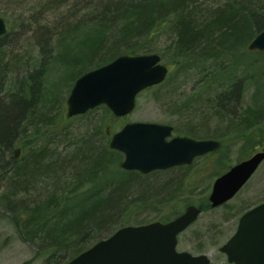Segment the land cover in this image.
<instances>
[{
  "label": "trees",
  "instance_id": "obj_1",
  "mask_svg": "<svg viewBox=\"0 0 264 264\" xmlns=\"http://www.w3.org/2000/svg\"><path fill=\"white\" fill-rule=\"evenodd\" d=\"M45 1L40 11L34 6L27 8L22 13L27 17L0 36V204L21 217L20 237L35 247L41 264H65L146 210L159 212L166 206L160 221L177 216L187 204L196 203L190 201V195L201 188V177L191 176L192 165L146 174L122 169V153L109 147L108 130L93 117L94 111L100 110L102 123L111 118L105 105L71 117L88 116L84 125L91 127L88 132L75 133L73 140L49 136L50 127L62 117L58 82L49 89L46 84L50 63L57 62L59 73H65L60 78L67 80L69 92L82 73L118 55L156 52L162 57L160 51H168L177 67L162 82L147 88L153 89L156 102L168 104L170 114L182 115V122L189 124L195 111L203 114L211 109L207 96L211 91L216 113L253 128V134L246 136L224 134L231 129L208 135L221 143L210 174L216 177L230 166L229 149L222 146L221 137L232 138V143L244 141L243 136L253 143L264 137V52L246 48L264 28V0ZM63 5L64 13H58L56 9ZM47 11L55 15L43 19ZM24 21L27 33L21 34L18 31ZM161 36L169 42L160 50L156 41ZM32 50L37 53L28 52ZM188 71L195 74L194 84L205 90L194 94L192 86L191 93L178 103L171 96L177 90L171 76L181 78ZM248 87L252 88V103L246 105L243 90ZM202 102L206 109L191 106ZM237 105L239 111L230 112L228 107ZM201 129L199 123L182 131L174 125L176 133L207 137L197 132ZM27 135L37 140L44 136L45 142L25 140ZM206 156L196 157L193 163ZM200 170H207L205 163ZM161 172L164 179L145 178ZM196 204L202 212L216 208L211 207L207 193ZM210 230L206 229L200 240L206 235L212 239ZM220 232L212 230L215 235Z\"/></svg>",
  "mask_w": 264,
  "mask_h": 264
},
{
  "label": "water",
  "instance_id": "obj_2",
  "mask_svg": "<svg viewBox=\"0 0 264 264\" xmlns=\"http://www.w3.org/2000/svg\"><path fill=\"white\" fill-rule=\"evenodd\" d=\"M6 31L7 23L0 16V36ZM247 49L264 52V28L248 42ZM167 72V65L157 53L118 55L76 78L65 100L66 115L82 114L101 104L115 116L127 115L135 106L137 93L163 81ZM172 129L171 125L156 122H126L111 134L108 144L123 154L121 168L144 174L190 164L195 157L219 145L214 139L171 136ZM262 160L264 150L217 176L208 196L211 206L232 198ZM199 213L200 208L190 204L166 222L123 225L65 264H212L204 253L194 255L176 249L178 233L194 222ZM220 251L233 264H264V201L239 217L235 231Z\"/></svg>",
  "mask_w": 264,
  "mask_h": 264
},
{
  "label": "rangeland",
  "instance_id": "obj_3",
  "mask_svg": "<svg viewBox=\"0 0 264 264\" xmlns=\"http://www.w3.org/2000/svg\"><path fill=\"white\" fill-rule=\"evenodd\" d=\"M45 2V0H0V13H3L0 16H2L6 20L8 29H10V25L15 26L16 23L20 22L22 19L27 17V14H22L27 11V8L34 6L36 8V11H40L44 7ZM54 5L57 6L56 4ZM65 7L66 5H63L62 7L59 6L56 11L58 13H64ZM54 15L55 12L47 11V13H43L41 17L43 19H49V17ZM26 27L27 22L24 21L21 30H19L18 32L21 34H26ZM35 40L36 37L33 36L32 41L35 42ZM168 42V38L166 39L164 36H161L156 41V44L159 45L157 47L161 50L163 49V47L161 46L168 44ZM163 51H160L164 54H162L163 56L161 57V61L165 63L169 67L171 73H173L172 70L175 69V66L177 67V64H175L174 62L175 58L169 55L168 51ZM28 52H31L32 54L37 53L36 50ZM60 71L61 70L58 66V63L52 62L50 63L46 74V84L48 86V89L50 88V85H53L55 81L58 82V86L56 85V87L60 90L59 100H61L62 102V109L60 113L62 117H60L57 122L50 127V130H48V135L54 137L55 139H58L57 136H68L70 140H73V135L75 133H86L91 130V127L84 126L86 125V120L89 119L88 116L84 118H69L66 116L65 99L68 94L69 87L66 84L67 80H63L60 78L61 76L63 77L65 75V73L60 74ZM239 75H241V72L239 73ZM179 76L180 75L176 76V74H172V79L170 80V82L177 84V90L173 92L171 96L173 99H177L178 103L183 102L184 97L191 93L192 86L194 87V94L197 92H204L205 89L203 87H199L198 83L194 84L196 77L193 71H188L187 75L181 78H178ZM170 84L166 85L165 88H168ZM251 89L252 88L248 87L247 89L243 90V104L247 105L252 103ZM152 91L153 89H146L141 91L136 96V106L134 110L123 118H118L111 115V118H106V122L102 123V120H100L99 118L100 110L94 111L93 117H97V123L100 122V126L102 124L101 127L105 128V130H108L109 133L119 129L122 124H124V122L126 121L142 120L168 123L172 124L173 126L178 125L179 131H182L181 129H183L187 125L193 126L199 123L202 129L197 132L202 133V135H207V137L205 138H210L208 136L209 134H220L224 129H231V131L225 132V135L231 134L232 132H234V135L236 134V136L240 134H244L245 136L247 134H253V132L251 133L253 128L247 127L245 123L236 124V119H233L232 123L231 120L227 118V116L216 113L217 108L214 103V93L211 91L207 93V96L210 99L209 104L211 106V109L205 110V112H202L203 114H197L195 111V115L189 119V124H185L186 122H182V115L178 117V115L176 114H170L169 111H171V108L168 109V104L156 102L153 98ZM257 93H259L258 97L261 98L260 92ZM193 105L194 103L191 104L192 107L206 109L204 106V102L198 105ZM230 107L231 106L228 107L232 110L230 112L239 111L238 105L232 108ZM262 122H264V120ZM261 125L264 128V123H261ZM67 126L70 128L71 131L69 130V128H65ZM205 127H207L206 131ZM173 134H182V132L176 133V131L173 130ZM221 138L222 146H228L227 149H229L228 154L230 159L227 162L229 165L236 163V159L238 157H248L253 152L264 148V137L255 138V143H253L251 140H246L244 136L242 137L244 141L241 139V141L238 140L237 143H232V138L229 139L225 136ZM31 139H33V143L43 144L45 142L44 136H41L39 140H37L36 137L33 135H27L25 138V140ZM218 153L219 151H215L213 155L202 157L201 159H199V161L192 164L191 170L194 173H192L191 176H196V178L201 177V188L195 189L194 193H191L192 195H190V201L193 200L197 203L199 200H201V196L206 193L208 195L212 181L215 178L210 175L213 172V161L215 157L218 156ZM204 163L207 166V170L205 172L204 170H200V172H198V169L203 166ZM164 175V172L153 173L145 178L149 179L150 177H157L158 179L156 181H158L159 179H164ZM164 182L165 181L162 182L161 188L164 187ZM168 185L169 184L166 183L165 187H167ZM134 186L138 185L134 184ZM199 189L202 193L198 192ZM262 200H264V161L258 167L256 172L252 175L248 183L238 192V194H236L232 199L227 202V207L220 206L216 207L215 209L201 212L197 220L178 235L179 239L177 249L187 250L193 254L204 252L208 254L211 260H213L214 262H218L220 259H223V255L219 251V246L223 244L228 239V237L234 232L237 223V218L240 213L252 207L253 205L261 202ZM166 210V206L162 207L159 212H155L153 210H146L141 214V216L130 218L128 220L129 222L125 223L124 225L141 224L138 221L146 223L147 221L149 222L153 220H158L159 217H161ZM20 219L21 217L19 215L12 214L2 204H0V264H21L23 261L26 260H30L31 264H41L42 259L40 258V255L36 253L35 247L28 244L27 242H24L20 237ZM217 228L220 229L221 232L215 235L212 233V230ZM206 229L210 230V237L212 239H210L209 236L205 234L207 239L204 238L200 240V236L204 234ZM211 241L215 242L212 243Z\"/></svg>",
  "mask_w": 264,
  "mask_h": 264
},
{
  "label": "flooded vegetation",
  "instance_id": "obj_4",
  "mask_svg": "<svg viewBox=\"0 0 264 264\" xmlns=\"http://www.w3.org/2000/svg\"><path fill=\"white\" fill-rule=\"evenodd\" d=\"M172 125V124H171ZM173 129H174V126H173ZM258 129V128H257ZM227 131V129H224L223 131ZM222 131V132H223ZM216 151V150H215ZM215 151H212V152H209V153H207L209 156L210 155H213L214 153H215ZM245 158H247V157H245ZM244 159V158H243ZM192 164H194V163H191V164H188V165H192ZM183 166V165H182ZM186 166V165H185ZM192 173H194L193 171H192ZM262 202V201H261ZM260 203V202H259ZM259 203H257V204H259ZM256 205V204H255ZM254 206V205H253ZM251 208V207H250ZM249 209V208H248ZM248 209H246V210H248ZM245 210V211H246ZM244 212V211H243ZM242 212V213H243ZM241 213V214H242ZM219 248H220V246H219ZM219 251H220V249H219ZM221 252V251H220ZM222 253V255H223V259H220L218 262H214L213 260H211L212 261V263H214V264H233L232 262H228V260H227V257H226V255L223 253V252H221Z\"/></svg>",
  "mask_w": 264,
  "mask_h": 264
}]
</instances>
